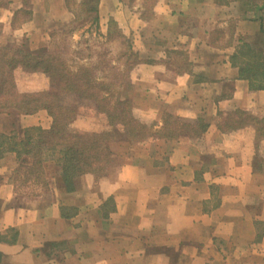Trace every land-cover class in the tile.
I'll list each match as a JSON object with an SVG mask.
<instances>
[{"label":"crops","instance_id":"1","mask_svg":"<svg viewBox=\"0 0 264 264\" xmlns=\"http://www.w3.org/2000/svg\"><path fill=\"white\" fill-rule=\"evenodd\" d=\"M2 1L0 36L30 50L38 15L74 19L67 0ZM133 1L97 5L98 26L106 21L130 34L127 95L159 125L169 113L199 121L204 131L119 145L107 175L85 174L65 192L51 174L46 197L15 191V156L6 153L0 160V264H264V139L253 123L225 125L235 112L264 117V89L252 88L231 62L242 41L263 47L255 16L264 12L246 11L236 1L155 0L143 18L129 9ZM22 10L31 18L12 27L13 13ZM225 27L222 42L216 36L223 37ZM176 52L185 55L184 65L170 60ZM18 121L24 116L0 112V132L17 131Z\"/></svg>","mask_w":264,"mask_h":264},{"label":"trees","instance_id":"2","mask_svg":"<svg viewBox=\"0 0 264 264\" xmlns=\"http://www.w3.org/2000/svg\"><path fill=\"white\" fill-rule=\"evenodd\" d=\"M221 3L236 1L246 11L264 12V0H217ZM98 0H82L81 8L85 17H89L98 30ZM67 7L68 3H67ZM70 9V8H69ZM255 12V13H256ZM93 14V17H92ZM73 22L78 21L74 12ZM264 34V13L255 16ZM120 36V35H119ZM256 43L242 41L235 47L231 62L239 69V74L247 79L254 89H264V39ZM128 47V48H127ZM124 53L130 48L127 45ZM45 48L30 50L25 44L0 45V112L29 115L43 110L49 118V127L30 126L20 135L15 131L0 132V160L6 153L15 154L16 167L12 172V183L17 193L25 197L39 196L36 190H49L47 162L54 161L57 183L65 192L76 189L81 176L91 174L95 178L107 175L116 163L117 146L129 145L152 137L176 138L181 134L198 137L205 126L199 121H181L169 113L161 115V126L149 121L143 113L134 107L127 95L131 89L127 78L119 81V87L112 82L99 80L96 68L78 67L70 70L63 52L56 57L46 56ZM41 53V54H40ZM180 53V52H176ZM126 54V53H125ZM47 57V58H46ZM128 57H134L129 53ZM48 58H51V62ZM129 69L130 66H127ZM44 73L51 81V89L38 91H20L15 72ZM115 75V74H114ZM117 75V74H116ZM127 92V93H126ZM74 95L79 100L92 103L96 113L103 118L105 128L102 131L82 132L71 129L78 117V109L73 105H64L60 94ZM229 114L225 125L235 128L253 123L256 132L264 139V117L248 112ZM154 128V129H153Z\"/></svg>","mask_w":264,"mask_h":264},{"label":"rangeland","instance_id":"3","mask_svg":"<svg viewBox=\"0 0 264 264\" xmlns=\"http://www.w3.org/2000/svg\"><path fill=\"white\" fill-rule=\"evenodd\" d=\"M67 1L72 13L74 14L75 12L77 14L78 21H51V19L47 18V16L41 13L37 16V19L34 20L36 25L39 26L37 32L28 36L30 44L29 46L33 48L32 50L45 48V52L42 51V53H45L46 56L49 57H51V55L56 57V55H59L63 52V59L65 63L71 67V71H75L80 66H94L96 68V76L99 77V80H102L104 82L113 81V84L116 82L113 86L117 90L120 85L119 83H121L119 81H123V79L128 77L127 66L130 64L133 65L134 63L133 58L128 57L129 50L125 52L126 54L123 52L126 50L125 48L127 47V45H129L128 38L130 39V34L127 35L128 33H126L124 35L122 33V29H119V31L117 30V27L115 28L112 26V23L106 21H102V23L98 26V30H96L95 25L90 20V15L89 17H87V19L84 18L85 12L80 9L82 7V1ZM154 1L155 0H134L133 3L129 5V9L139 12L140 14H142L143 18H149L151 16V12L153 11L155 3ZM2 3L3 1L0 0V6ZM13 17L14 19L11 21V25L12 27H18L21 24L29 21L28 18H31V14L27 13L25 10H22L13 13ZM127 22L128 19L124 20V22L121 23H123V25H126ZM1 25L2 23L0 21V34L2 33ZM99 28H101L103 33H101ZM228 31L229 28L227 31H225V35L223 37L222 35L216 36L217 39L222 40L223 42L225 39H227L226 34L228 33ZM23 39L28 40L27 38ZM21 42L23 41L17 40L13 36H0V45L12 46V44H23ZM48 59L51 62V58ZM185 59V55L182 53H174L171 54L170 57L171 61L182 65H184ZM15 74L16 78H18L19 90L22 92L51 89V81L49 77L44 73H31L17 70ZM60 101L64 105H73L78 109L79 115L75 119V121L72 122L71 129L82 132H98L102 131L105 128V126L103 125V118L100 117L98 113H96V108L92 103L79 100L76 96L68 95L65 93L60 94ZM18 116H24V123H19L18 121V129L17 131H15L18 135H20L22 130L26 127L40 126L44 129L49 127V118L43 110L29 115L18 114ZM143 116L148 120V122L156 121V116L152 118L151 115H145L144 113ZM160 126L161 124H158L154 128L158 130ZM123 152L124 150H120L121 154ZM46 171L48 176L49 189H51V174L52 176L56 175V173L54 174V171H56V166L52 159L51 161L47 162ZM53 182L54 185L57 186L58 183H56L55 179ZM48 191L49 190H36L35 192H37L39 195L43 194L46 197L49 193Z\"/></svg>","mask_w":264,"mask_h":264}]
</instances>
